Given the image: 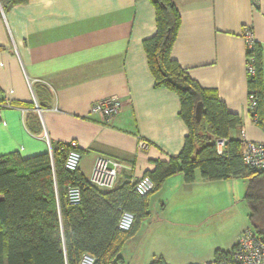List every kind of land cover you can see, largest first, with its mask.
I'll return each mask as SVG.
<instances>
[{
    "label": "crops",
    "instance_id": "obj_1",
    "mask_svg": "<svg viewBox=\"0 0 264 264\" xmlns=\"http://www.w3.org/2000/svg\"><path fill=\"white\" fill-rule=\"evenodd\" d=\"M5 1L0 0V157L50 155L54 145L73 142L81 151L78 172L87 182L101 160L123 165L116 186L139 180L154 170V162L181 152L187 128L178 97L154 87L142 47L155 34L150 0H27L11 7ZM172 2L181 22L171 59L240 116L242 126L231 138L243 132L249 141L264 142V94L257 124L248 110L245 54L248 32L262 48L264 84V0ZM112 96L122 105L114 119L91 114L94 102ZM31 117L39 134L31 130ZM141 141L146 151L138 149ZM229 181L208 182L198 171L191 184L181 174L167 179L154 195L161 193L157 203L150 199L149 217L123 247L124 264L130 263L123 254L129 245L136 264L158 258L211 264L217 251L230 252L250 228L245 221L230 218V231L207 226L210 215L223 209L213 196L223 195L225 184L234 183Z\"/></svg>",
    "mask_w": 264,
    "mask_h": 264
},
{
    "label": "trees",
    "instance_id": "obj_2",
    "mask_svg": "<svg viewBox=\"0 0 264 264\" xmlns=\"http://www.w3.org/2000/svg\"><path fill=\"white\" fill-rule=\"evenodd\" d=\"M26 2L7 0L3 5L11 7ZM150 2L155 13V34L143 40L142 47L154 87L165 88L178 97L179 117L187 128L181 152L167 161L154 162V170L143 174L153 183V189L146 195L134 191L136 181L100 191L78 170L67 171L64 163L69 151L81 153L69 144H56L50 155L28 159L17 153L1 156L0 264H79L85 254L94 257L95 264H124L120 254L149 217L151 197L176 174H181L185 183H193L197 171L208 182L247 180L243 201L248 209V223L264 240V172L243 163L241 139L230 137L232 131L241 128L242 120L227 111L214 90L200 88L171 59L181 22L172 0ZM245 54L255 67L254 76H247L248 96L254 95L257 102L249 115L260 124L264 94L262 48L253 42ZM29 120L33 123L31 130L39 134L36 120L33 117ZM215 139L227 140L223 155L216 153ZM71 186L81 192V203L77 206L67 200V188ZM122 212L134 217L129 231L118 229ZM232 250L217 251L214 262L227 259ZM150 264L166 263L158 258Z\"/></svg>",
    "mask_w": 264,
    "mask_h": 264
},
{
    "label": "built area",
    "instance_id": "obj_3",
    "mask_svg": "<svg viewBox=\"0 0 264 264\" xmlns=\"http://www.w3.org/2000/svg\"><path fill=\"white\" fill-rule=\"evenodd\" d=\"M248 48L253 44L251 34L246 33ZM247 74L254 76L255 67L251 58L247 59ZM121 102L115 96L105 98L94 102L90 112L99 118L110 121L114 119L121 111ZM257 106L254 95L248 96L249 112L253 111ZM256 121V117L254 118ZM241 146L240 154L243 163L250 169L258 172H264V142L258 143L247 140L240 133ZM226 139H215L214 146L218 155L225 152ZM72 148H77L76 144L71 142ZM140 151H146L148 144L141 141L138 144ZM81 161V153L77 150H71L66 156L64 167L69 172L78 170ZM124 169L123 165L112 160H101L94 169V177L91 184L100 191L112 189L114 181L119 173ZM153 189V183L147 177H142L134 184V191L139 195H146ZM68 203L77 206L81 203V192L77 187L67 188ZM134 217L128 212H122L118 221V229L121 231H129L133 225ZM79 264H95V258L90 255H83ZM214 264H264V240L256 235L252 229L248 228L242 232L237 238L235 246L227 259H221Z\"/></svg>",
    "mask_w": 264,
    "mask_h": 264
},
{
    "label": "rangeland",
    "instance_id": "obj_4",
    "mask_svg": "<svg viewBox=\"0 0 264 264\" xmlns=\"http://www.w3.org/2000/svg\"><path fill=\"white\" fill-rule=\"evenodd\" d=\"M229 182H234V183L225 184V187H224L225 192L223 193V195L213 196L214 197L213 200L215 201V203L217 202L221 206V208H223L221 211H219L217 215H212V216L210 215L207 226H209L210 228H213L214 230L219 227V229L226 228L230 231L231 227H229L228 221L232 217L234 218V220L235 219L244 220L245 223L250 227L248 223V219H247L248 209L243 201V197L245 195V191L247 187V180L240 178V179H234V180L232 179V181H229ZM160 194L157 196H154L151 202L153 201L156 202V199L160 196ZM206 194H208V192ZM208 198H209L208 200L211 199L210 197ZM160 202L165 204V201L162 199H160ZM158 207L161 208V205L159 204ZM130 250H133V245H129V247H127V250L124 251L123 254L126 253V256L128 259L127 261L130 262V263L129 262L127 263L136 264V259H135L136 257L134 254L136 251H132L130 253Z\"/></svg>",
    "mask_w": 264,
    "mask_h": 264
},
{
    "label": "water",
    "instance_id": "obj_5",
    "mask_svg": "<svg viewBox=\"0 0 264 264\" xmlns=\"http://www.w3.org/2000/svg\"><path fill=\"white\" fill-rule=\"evenodd\" d=\"M211 264H214V263H211Z\"/></svg>",
    "mask_w": 264,
    "mask_h": 264
}]
</instances>
